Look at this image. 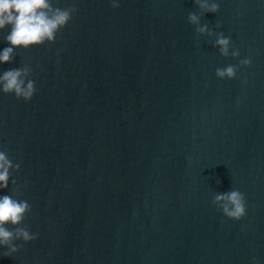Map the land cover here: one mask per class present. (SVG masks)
I'll return each mask as SVG.
<instances>
[{
  "label": "water",
  "instance_id": "95a60500",
  "mask_svg": "<svg viewBox=\"0 0 264 264\" xmlns=\"http://www.w3.org/2000/svg\"><path fill=\"white\" fill-rule=\"evenodd\" d=\"M217 3L208 36L193 0H53L75 7L53 42L0 65L34 81L27 101L0 93V148L19 164L0 191L37 234L0 264H264V0ZM232 188L238 220L212 203Z\"/></svg>",
  "mask_w": 264,
  "mask_h": 264
},
{
  "label": "clouds",
  "instance_id": "9594fccd",
  "mask_svg": "<svg viewBox=\"0 0 264 264\" xmlns=\"http://www.w3.org/2000/svg\"><path fill=\"white\" fill-rule=\"evenodd\" d=\"M199 13L189 12L187 21L195 25L197 34L213 35V30L207 24H201L200 14L205 12L215 13L218 9L217 0H193ZM115 8L119 0H109ZM74 5L67 7L53 6V0H0V39L6 42L0 47V65L11 61L14 50L41 45L45 42H53L56 32L63 28L72 13ZM7 26V32H4ZM221 56L237 57L238 49L230 48V38L221 32L215 33L212 41ZM250 59L245 57L238 64L247 66ZM31 68L28 65L9 68L0 71V93H11L16 98L29 100L35 91L34 81L30 78ZM236 73V66L232 64L217 67L214 75L217 78L231 79ZM19 164L13 163L5 150L0 148V190L15 184L11 178V172L16 171ZM212 203L219 209L222 215L238 220L245 214V201L243 194L232 188L228 191L213 194ZM30 209V205L24 199L15 198V193L9 195L0 191V257L11 256L17 252L20 244L17 241L28 242L36 238L35 232H30L21 224L24 214ZM6 225H12L9 228ZM249 264H258L255 256L249 257Z\"/></svg>",
  "mask_w": 264,
  "mask_h": 264
}]
</instances>
